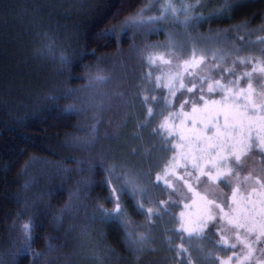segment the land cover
<instances>
[{
  "label": "snow or ice",
  "instance_id": "1",
  "mask_svg": "<svg viewBox=\"0 0 264 264\" xmlns=\"http://www.w3.org/2000/svg\"><path fill=\"white\" fill-rule=\"evenodd\" d=\"M210 3L211 0L207 3L205 0H195L194 3L181 0L177 6L173 0H164L159 5L160 15L157 16H145L144 12L156 6L146 5L125 22V27L157 25L171 17L184 27L189 39H197L187 33L189 26L195 27L208 20L231 19L235 10L243 6L242 0H224L215 7H209ZM197 8L207 11L197 13L194 11ZM248 23L245 20L230 29L218 30L207 37L199 36L201 39L224 42L234 37L240 41V45L233 43L231 50H197L193 46L187 59L175 56V63L172 59H166L164 54L151 50L160 45L142 50L141 60L147 70L140 75L141 83L136 85L137 91L130 93L127 99L124 93L119 95L126 104L139 99L146 110L141 128L149 127L153 120L159 118L152 129V134H158L164 141L165 157L156 164L159 171L137 172L105 156L99 157L95 164L87 159L76 161L78 166H86L89 170L99 167L103 171L102 184L107 191L103 199L112 205L106 207L104 203H95L88 219L100 224H119L125 243L134 253L150 247V241L154 239L150 232L155 227L152 217L171 213L173 226L165 231L175 232L189 243V247L183 243L173 245V238L165 237L170 249L177 253L180 264H193V253L189 251L192 242L206 240L210 241L212 248H207L203 243L195 245L201 264L208 261L211 264H233V261L235 264H264V247H256L258 243L264 244V166L258 170H248L244 175L238 170L244 164L242 157L247 158L253 151L264 155V90L257 92L252 85L254 73L258 74L260 81H264V58L236 56L231 61L233 67L216 63L223 61L225 56L240 52L247 43L264 46V36L245 41L239 35L241 29L248 31ZM258 30L264 31V24ZM113 31L109 29L104 34L109 35ZM165 46L177 45L169 38ZM46 49L61 65L70 63V57L63 53L55 56L53 44H48ZM260 51L264 53V47ZM205 52H211V57L206 56ZM209 59L211 63H208ZM237 64L251 70L238 72ZM109 79L110 76L102 75L98 70L89 76L87 86L102 85ZM241 81L245 82V86L241 85ZM260 87L264 89V83ZM152 91L166 95L157 99L148 94ZM47 99L55 101L57 97L50 95ZM149 101L156 104L157 109ZM161 102L163 108L159 107ZM77 110L78 107L73 104L64 109L65 112ZM76 143L88 149L94 147L95 129L90 139H78ZM72 159L75 160V157ZM63 170L80 171L82 167ZM84 182L91 183L87 180ZM161 188L166 191L167 199L154 200L153 193ZM125 201H130L135 211L145 217L143 225L130 218ZM149 204L156 207H149ZM74 207L76 205L70 197L69 203L53 215V221L60 223L63 215L72 212ZM175 208H180V211H173ZM41 215L34 213L19 224L14 222L16 231L12 240V264H20L17 257L28 255L33 257L32 264H38V258L46 255L45 251L33 248L36 229L44 226ZM141 226H149L148 232H140ZM46 247L47 252L55 249L50 240ZM237 248L239 251H235ZM216 249L233 251L225 259L217 254ZM96 259L103 264L102 258L96 256Z\"/></svg>",
  "mask_w": 264,
  "mask_h": 264
},
{
  "label": "trees",
  "instance_id": "2",
  "mask_svg": "<svg viewBox=\"0 0 264 264\" xmlns=\"http://www.w3.org/2000/svg\"><path fill=\"white\" fill-rule=\"evenodd\" d=\"M145 1L0 0V264H12L14 222L19 224L34 213L42 214L44 224L36 229L33 242L34 249L46 252L38 258V264H93L78 255V242L82 240L92 241L87 248L95 250L103 264L141 262V253H134L127 246L119 224L88 219L95 203L112 205L103 199L107 195L102 184L103 171L99 167L89 170L78 166L76 161L87 159L95 164L105 156L117 163L137 166V172H153L156 167L149 162L161 155L165 157L164 141L152 134L153 124L141 128L142 121L135 126L131 120L116 139L102 140L85 150L74 146L73 140L84 136L89 110L64 109L69 104L81 106L78 91L98 70L101 59L129 46L128 38L120 43L114 33H104L135 13ZM223 2L211 0L209 7ZM242 4L231 19L204 21L192 30L213 34L247 20L248 31L241 29L239 33H260L264 0H242ZM48 44L54 45L56 57L61 53L69 56L70 63L61 65L49 55ZM50 95L57 99L48 100ZM132 132L137 134L134 142ZM133 151L139 162L133 158ZM78 167L82 170H63ZM46 169L48 175L44 173ZM86 180L91 183L86 184ZM70 197L76 207L55 223L53 215L69 203ZM125 202L130 218L144 223L145 217L135 211L130 201ZM155 231L168 250L169 242H164L168 235L172 237L171 233L164 231L162 225ZM174 238L171 241L176 244L180 237L174 234ZM48 240L55 245L51 252H47ZM32 260L30 255L17 257L20 264H32Z\"/></svg>",
  "mask_w": 264,
  "mask_h": 264
},
{
  "label": "rangeland",
  "instance_id": "3",
  "mask_svg": "<svg viewBox=\"0 0 264 264\" xmlns=\"http://www.w3.org/2000/svg\"><path fill=\"white\" fill-rule=\"evenodd\" d=\"M164 0H146L143 4V7L146 5H156L155 7H152L150 11H146L143 14L145 16H157L160 15L159 12V5L163 3ZM188 3H194L195 0H186ZM207 3L208 0H205ZM173 3H175L177 6L180 5L181 0H173ZM139 8L138 10H140ZM138 10L127 16L124 20L119 22L115 27L113 33L115 34L118 41L121 43L124 38L129 39V46L127 48H122L117 50V52L113 53L110 56H107L103 59H101V65L98 67V70L102 75H108L111 77L107 81V83L88 87L87 85L89 82L78 91L79 95V101L81 102V106L78 107V109L84 108L85 110H89L87 113V120H86V128L84 129V136H76L74 138V146L84 148L85 150H88V148H85L83 146H80L76 143V141L84 140V139H90L93 134V129H95V137H96V143L99 144L102 140L106 141L109 139H116L119 134L123 133V128L126 125V123H130L131 120L134 121L135 126L137 124L139 125L145 120V108L141 105L139 99H136L134 103L132 104H126L120 97V93L125 94V99H127L128 95L130 93H135L137 91L136 85L141 83L140 75L143 71L147 70L146 64H143L141 60V52L142 50L146 48H151V46L154 45H160L156 48H151V50L162 53L165 55L166 59H172L175 63V56H180L182 59H187L189 55L191 54V50L193 46L198 49H216V48H222L225 50H231V45L234 43L237 46L240 45V41L236 40L234 37H230L229 41H216V40H209V39H201L199 38L200 35L207 37L211 34L204 35V32L202 30L200 31H194L192 30V26H189L187 29V33H190L192 37H197V39H189L188 35L185 33V29L182 25L176 23L172 20L171 17L165 19L160 24L157 25H128V27H125V22L130 18L137 14ZM205 8H197L194 11L204 12ZM202 25V22L196 26ZM157 29L156 31H153V29ZM196 30V29H195ZM241 37L244 38L245 41H254L258 36H264V31H261L257 34H243L239 33ZM169 38H171L172 41L175 42L177 45L176 47H166ZM264 47L259 44L254 43H247L245 44L240 52L233 53L232 56H225V59L223 61H216V63H223L228 67H233L231 61L236 56H248L252 55L255 57H262L264 58V53H261L260 48ZM169 53H172V55H169ZM209 58L211 57V52H205L204 53ZM208 63H211V60L209 59ZM237 71L242 70H251L250 67L245 69L241 65H235ZM95 71L96 72L98 71ZM174 70V69H173ZM159 74V73H156ZM258 74L253 75L252 85L253 88L256 89L257 92H260L264 89H261L260 85L264 83V81H260L257 78ZM187 82V81H186ZM241 85L245 86V82L241 81ZM151 96L157 97V99H160L163 95H166V93H162L160 91H152L148 93ZM218 98V97H217ZM149 104L154 108L157 109L156 104H152L151 101H149ZM160 108H163V103L159 105ZM135 119V120H134ZM142 119V120H141ZM157 118L156 120H153L152 124L154 127H156V124L158 122ZM91 121V122H90ZM137 134L135 132H132V140L134 142ZM130 140V141H132ZM132 143H129V146H131ZM143 147V144H142ZM144 148V147H143ZM162 150V147H161ZM144 151V150H142ZM164 151V149H163ZM131 152V149H130ZM139 154V153H138ZM133 155V154H132ZM143 156V154L139 155ZM137 155H133V158L139 162V158L137 159ZM163 159V155H161L160 159L154 158L149 163L151 164V167H156V163L159 162V160ZM244 164L241 168L238 170L241 172L242 175L247 174L248 170H258L260 167L264 166V155H261L258 151H253L249 154L247 158H243ZM124 163V162H122ZM141 163V160H140ZM147 160L144 161L143 164H146ZM125 164V163H124ZM134 165H137L136 163ZM148 165V164H147ZM234 166V165H233ZM137 168V166H135ZM135 167H131L130 165L128 168L136 171ZM31 169L33 167L31 166ZM159 171V169L156 167L153 171ZM43 172H41V176ZM46 175L49 174V169H46V172H44ZM255 174V173H254ZM223 187V185H221ZM227 191V189H225ZM74 197H77V194H74ZM175 199V197H173ZM153 199H167L166 191L164 189H158L156 192L153 193ZM149 207H156L155 204H149ZM175 212H179L180 208L173 209ZM153 222L155 223V227L151 229L150 235L154 237L150 241V247L146 248L141 253V262L138 264H180V259H177V253L173 252L169 244L167 248L165 249L163 246L164 244L161 242V237L158 238V235L155 231L157 226L162 225L163 230L165 229H171L172 219H171V213H164L161 217H152ZM140 225H143L144 223H139ZM73 229V227L71 228ZM149 226H141L139 228L140 232H148ZM87 232V231H85ZM170 232L171 236L174 238L175 232L167 231V233ZM80 234V232H79ZM83 236V232L81 233ZM177 235V234H176ZM88 236V233H87ZM86 237V236H85ZM169 237V235L167 236ZM91 240L89 241H81L78 242V255L83 256V258L90 259L93 264H100V261L96 259V256H100L95 252L93 249H88L87 247L91 246ZM169 242L168 240L164 243L166 244ZM172 243V241H171ZM183 243L185 247H189V243L187 240L180 237V240L177 241L176 244ZM197 243H203L207 248H212L213 245L210 243V241H193L192 247L189 248V251L192 252V261L193 264H201V261L199 259L198 253L195 251V245ZM173 244V243H172ZM175 245V244H173ZM256 247H264V244H257ZM231 249L225 251L223 249H216V252L219 256L224 257L227 259L228 256L232 254ZM235 251H239V248L235 249ZM95 254V255H94ZM182 255V254H181ZM257 256L260 255L259 252L256 253ZM206 264H211L210 261L206 262ZM233 264H235V261H233Z\"/></svg>",
  "mask_w": 264,
  "mask_h": 264
}]
</instances>
